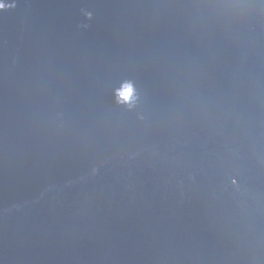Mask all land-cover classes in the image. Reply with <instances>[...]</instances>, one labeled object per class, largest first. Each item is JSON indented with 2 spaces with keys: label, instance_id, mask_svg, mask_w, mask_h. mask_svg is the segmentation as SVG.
<instances>
[{
  "label": "water",
  "instance_id": "obj_1",
  "mask_svg": "<svg viewBox=\"0 0 264 264\" xmlns=\"http://www.w3.org/2000/svg\"><path fill=\"white\" fill-rule=\"evenodd\" d=\"M221 2L3 0L0 264H264V9Z\"/></svg>",
  "mask_w": 264,
  "mask_h": 264
},
{
  "label": "clouds",
  "instance_id": "obj_2",
  "mask_svg": "<svg viewBox=\"0 0 264 264\" xmlns=\"http://www.w3.org/2000/svg\"><path fill=\"white\" fill-rule=\"evenodd\" d=\"M0 4L3 5V0H0ZM10 7H15L14 4H8ZM3 7H0L2 9ZM211 7H217L224 9L226 12H228L231 17L238 21L243 23L246 19H248L251 15L254 9L261 8L264 9V0H260V4L256 5L252 2V0H223V2L211 5ZM84 16H86L89 20L92 19L93 13L91 11H84ZM84 27H87V25H84ZM140 120H143V116H139ZM230 186H235V189L237 191H243L246 190L243 188V186L238 182L237 178L231 175H227L226 183ZM258 259V258H257Z\"/></svg>",
  "mask_w": 264,
  "mask_h": 264
},
{
  "label": "snow or ice",
  "instance_id": "obj_3",
  "mask_svg": "<svg viewBox=\"0 0 264 264\" xmlns=\"http://www.w3.org/2000/svg\"><path fill=\"white\" fill-rule=\"evenodd\" d=\"M0 7H3V5H2V4H0Z\"/></svg>",
  "mask_w": 264,
  "mask_h": 264
}]
</instances>
